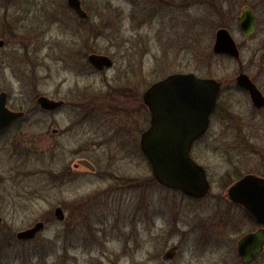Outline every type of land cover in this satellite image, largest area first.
Instances as JSON below:
<instances>
[{"label": "rangeland", "instance_id": "1", "mask_svg": "<svg viewBox=\"0 0 264 264\" xmlns=\"http://www.w3.org/2000/svg\"><path fill=\"white\" fill-rule=\"evenodd\" d=\"M66 1L0 0V92L24 113L0 135V264H240L235 244L256 226L222 195L242 175H264V106L234 83L245 73L264 96V0H80L84 19ZM244 6L256 19L250 40L236 21ZM223 28L239 59L213 52ZM91 52L109 70L94 71ZM174 73L222 82L230 110L192 148L213 182L201 200L158 185L140 150L143 93ZM39 96L65 105L42 111ZM81 159L95 173L74 169ZM38 222L35 238L16 237Z\"/></svg>", "mask_w": 264, "mask_h": 264}, {"label": "water", "instance_id": "2", "mask_svg": "<svg viewBox=\"0 0 264 264\" xmlns=\"http://www.w3.org/2000/svg\"><path fill=\"white\" fill-rule=\"evenodd\" d=\"M66 2L79 18L86 17L80 0ZM237 25L245 39H251L255 35V17L248 7L242 9ZM213 52L235 59L239 57L234 40L224 28L215 33ZM88 61L96 69L110 67L112 64L107 56L96 54L90 55ZM260 61L264 64V54ZM237 83L248 91L255 108L264 106V97L245 75L238 76ZM219 88L215 80L203 79L193 73H176L153 83L143 93V103L150 118L148 128L140 137V149L159 185L192 198H202L207 194L209 184L204 169L193 161L190 149L193 141L206 130ZM37 104L44 111H54L62 102L40 97ZM22 116V112H11L5 108V94L1 93L0 130ZM80 164L94 169L87 161H81ZM227 196L231 201L244 206L256 222L264 226V178L246 176L228 190ZM54 216L56 220L62 221V209L56 208ZM43 229L44 224L38 222L31 228L18 232L16 237L21 240L32 239ZM263 251L264 228L244 235L236 246L237 256L242 264L251 263ZM173 252V249L169 250L165 258H171Z\"/></svg>", "mask_w": 264, "mask_h": 264}, {"label": "flooded vegetation", "instance_id": "3", "mask_svg": "<svg viewBox=\"0 0 264 264\" xmlns=\"http://www.w3.org/2000/svg\"><path fill=\"white\" fill-rule=\"evenodd\" d=\"M82 7V6H81ZM245 7V6H244ZM243 7V8H244ZM242 8V9H243ZM83 9V8H82ZM241 12H242V10H241ZM76 14V13H75ZM254 14V13H253ZM241 16V15H240ZM239 16V17H240ZM239 17H237V19L239 18ZM254 17H255V15H254ZM86 18V17H85ZM84 19V18H83ZM237 19H236V21H237ZM256 20V19H255ZM242 33V32H241ZM243 35V34H242ZM255 36V35H254ZM253 36V37H254ZM244 37V36H243ZM252 37V38H253ZM251 38V39H252ZM246 40H250V39H246ZM0 42H2V45L0 46V47H2L3 46V44H4V41H2V40H0ZM236 44V43H235ZM237 46V45H236ZM238 48V47H237ZM238 51H239V49H238ZM94 55V53L93 52H91V53H89V55L87 56V62L89 63V61H88V57L90 56V55ZM264 53H261L260 54V56H259V61H260V58H261V56L263 55ZM222 55V54H221ZM223 55H225V54H223ZM239 55H240V53H239ZM103 56H105V55H103ZM228 56V55H227ZM231 58H233V57H231ZM235 59V58H234ZM237 59H239V57L237 58ZM261 62V61H260ZM262 63V62H261ZM90 64V63H89ZM263 64V63H262ZM111 66H112V64H111ZM110 66V67H111ZM91 67H93L92 65H91ZM110 67H106V68H102V69H96V68H94L93 67V70L94 71H96V72H102V70L103 71H105V70H109V68ZM105 69V70H104ZM174 74H176V73H174ZM172 75V74H171ZM240 75H245L247 78H248V80L256 87V89L260 92V90L258 89V87L256 86V84H255V82L247 75V74H245V73H242V72H239L238 74H237V76L234 78V83H235V88H236V90H238L240 93H242V94H244V96H246V97H248L249 98V100H250V102H251V99H250V96H249V93H248V91L246 90V89H244L243 87H241V86H239L238 85V83H237V78H238V76H240ZM169 76V75H168ZM167 77V76H166ZM197 77H200V76H197ZM200 78H203V79H212V80H215L218 84H219V86H220V88H219V91H218V93H217V96H216V100H215V104H214V107H213V109H212V111L210 112V114H209V117H208V125H207V127H206V130L204 131V133L202 134V135H200L198 138H196L194 141H193V143H192V145H191V149H190V156H191V152H192V148H193V146L196 144V142H198V141H200V140H202V139H204L205 137H207L208 136V133H209V131H210V129L213 127V123H217V122H221V120H227V121H229L230 120V110H229V108L228 107H225L224 106V102H222L221 101V91H222V82H220V81H218V80H216V79H214V78H207V77H200ZM1 93H4V92H0V94ZM261 93V92H260ZM5 94V108L7 109V110H9V111H11V112H21V111H14V110H11V109H9L8 107H7V95H6V93H4ZM262 94V93H261ZM262 96H263V94H262ZM40 97H45V96H39V97H37L36 98V102H37V100H38V98H40ZM264 97V96H263ZM46 98H48V97H46ZM48 99H51V98H48ZM51 100H54V99H51ZM54 101H61L62 102V105L60 106V107H58L56 110H58V109H60V108H62L64 105H65V102L63 101V100H54ZM89 101V99L88 100H86L85 102H88ZM251 104H252V102H251ZM84 105H86V103H84ZM252 106H253V104H252ZM254 107V106H253ZM42 110V109H41ZM56 110H54V111H56ZM42 111H44V110H42ZM23 113V112H22ZM24 119V113H23V116L22 117H20V118H17V119H14L13 121H11L6 127H4L3 129H1L0 130V135H2V134H4L6 131H7V129H9L11 126H13V125H15V124H17L18 122H20V121H22ZM143 133V132H142ZM141 133V134H142ZM141 134H140V137H141ZM141 150V149H140ZM192 158V157H191ZM193 159V158H192ZM81 161H86V160H83V159H81V160H78V162H77V164H75L74 165V169H78V167H84V169H87L89 172H91V173H95V167L94 166H92V164L90 163V162H88L94 169L92 170V169H90V168H88V167H86V166H84V165H81L80 164V162ZM193 161H195L196 162V160H194L193 159ZM197 163V162H196ZM198 164V163H197ZM198 165H200V164H198ZM203 169H204V172H205V176H206V179L208 180V184H209V190H208V192H207V194L204 196V197H202V198H195L196 200H201V199H204L205 197H207V195H209V193H210V190H211V187H212V184H213V182L211 181V177H210V174H209V172L207 171V169L206 168H204V166H202V165H200ZM249 175H254V176H256V177H260V178H264V175H262V174H253V173H248V174H245V175H242V176H240L239 178H237L235 181H233L232 183H230V185H228V186H225V188L223 189V195H222V200L224 201L225 200V202H226V204L229 206V207H231V208H233L234 210H237V211H239L240 213H241V218H243V219H245L246 221H251L253 224L252 225H254V226H256V229H254L253 231H251V232H254L255 230H257V229H259V228H264V226H261V225H259L257 222H256V220L254 219V217H253V215L244 207V206H242L241 204H239V203H236V202H233V201H231L229 198H228V196H227V192H228V190L232 187V186H234V185H236V183L237 182H239L241 179H243V178H245L246 176H249ZM163 187V186H162ZM174 191H177V190H174ZM177 192H179V191H177ZM181 193V192H180ZM181 194H183V193H181ZM189 198H192V197H189ZM192 199H194V198H192ZM228 216H229V214L228 213H226L225 211L224 212H218L217 213V215H216V217H217V219H218V224L219 225H224V224H226V223H228ZM43 231V230H42ZM41 231V232H42ZM251 232H247V233H245L244 235H246V234H249V233H251ZM40 233V232H39ZM39 233H37L33 238H35ZM244 235H242L240 238H242ZM240 238L237 240V242H236V244H235V253H236V257H237V259H238V261H239V263L240 264H242L241 262H240V260H239V258H238V256H237V252H236V246H237V243H238V241L240 240ZM171 249H173L174 250V252H173V254H172V257L174 258V256L176 255V253H177V250H178V246H172V247H170V248H168L165 252H164V254H163V257H164V259L165 260H167V258H165V256H166V253L169 251V250H171ZM260 256V255H259ZM258 256V257H259ZM257 257V258H258ZM256 258V259H257ZM256 259H254V261L256 260ZM254 261H252L251 263H249V264H252Z\"/></svg>", "mask_w": 264, "mask_h": 264}, {"label": "trees", "instance_id": "4", "mask_svg": "<svg viewBox=\"0 0 264 264\" xmlns=\"http://www.w3.org/2000/svg\"><path fill=\"white\" fill-rule=\"evenodd\" d=\"M83 21H85V20H83Z\"/></svg>", "mask_w": 264, "mask_h": 264}]
</instances>
